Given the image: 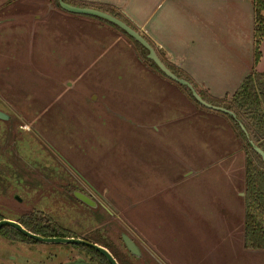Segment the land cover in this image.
Segmentation results:
<instances>
[{"label":"rangeland","instance_id":"obj_1","mask_svg":"<svg viewBox=\"0 0 264 264\" xmlns=\"http://www.w3.org/2000/svg\"><path fill=\"white\" fill-rule=\"evenodd\" d=\"M3 2L0 110L9 119H0V212L40 210L81 236L102 234L125 264H264V251L242 246L245 157L238 138L239 151L229 140L227 117L231 133L222 114L179 88L194 107L216 113L198 117L143 66L124 67L115 55L99 52L104 58L86 77L64 68L66 25L55 19L35 37L33 21H20L29 10ZM70 188L91 192L97 206L78 204ZM121 234L140 257L127 254ZM78 259L94 264L70 244L0 234V264Z\"/></svg>","mask_w":264,"mask_h":264},{"label":"crops","instance_id":"obj_2","mask_svg":"<svg viewBox=\"0 0 264 264\" xmlns=\"http://www.w3.org/2000/svg\"><path fill=\"white\" fill-rule=\"evenodd\" d=\"M64 1L69 4L74 2L75 6L80 7L100 8L99 10H105L104 12L109 14L116 13L117 18L138 31L154 47L164 64L180 71L197 91L201 90L213 99H229L249 73H264L263 52L257 64L253 66L252 0ZM3 3H12L8 6L11 9L18 3L22 6L18 8V12L29 10L32 14L30 19L20 21L36 23H31L34 29L31 34H35V37L46 32L49 22L55 19L66 25L68 32L61 40L64 68H82L79 75L86 77L87 69L98 67V63L104 58L99 56V52H104L105 57L115 55L125 62L124 67L143 66L148 74H143L144 76L153 82L156 79L162 84L164 92L169 90L174 93V98L180 104L182 100L186 101L198 117H201L200 114L204 115L205 118H201L206 121H212L211 116L214 118V115L210 114L216 113L194 107L177 85H172L169 80L146 68L137 52L133 50L128 37L102 19L67 12L61 9L55 0H9ZM99 38L106 40L100 44ZM56 46L53 45L52 48L55 49ZM88 52H92L91 55H86ZM119 52L124 54L119 56ZM131 53L132 57L126 56ZM76 61H80L79 64H76ZM223 118L228 127V120L225 116ZM150 128L154 131V128L158 129V125ZM228 131L231 133L229 127ZM229 140L239 151L238 141L233 133Z\"/></svg>","mask_w":264,"mask_h":264},{"label":"trees","instance_id":"obj_3","mask_svg":"<svg viewBox=\"0 0 264 264\" xmlns=\"http://www.w3.org/2000/svg\"><path fill=\"white\" fill-rule=\"evenodd\" d=\"M57 4V0H55ZM70 2V1H69ZM72 5L76 3L70 2ZM253 5V53L254 62L253 66L257 64L261 56L260 44L264 35V0H252ZM100 9V8H99ZM102 10V9H101ZM105 11V10H104ZM111 15L117 17L114 12ZM119 18V17H118ZM101 20V19H100ZM105 21V20H102ZM106 23L116 27L124 33L136 47L138 57L143 61L147 68L155 71L165 79L174 82L167 78L158 67L149 60L147 50L128 36L120 28L105 21ZM170 71H172L179 78L189 79L180 71L173 67L164 64ZM190 82V81H189ZM191 83V82H190ZM182 91H184L196 106L206 110L205 107L200 105L191 95L189 89L174 82ZM193 85V84H192ZM194 86V85H193ZM198 94L208 103L218 106L227 107L231 110L236 117L242 122L245 132L239 127L238 123L229 115L219 112L227 117L231 123V128L238 140L240 141L241 149L244 153V181H243V208H244V222H243V236L242 246L247 251H264V161L260 155L253 150L249 143V139L264 152V73L251 72L241 82L239 87L232 93L229 99H213L199 90ZM7 189V188H3ZM65 190V189H64ZM74 190H77L76 188ZM71 198L78 204L87 206L77 200L72 194V188L66 189ZM88 207V206H87ZM13 219L19 222L28 231L43 236V237H75L81 238L88 242L97 243L109 250L112 256L116 259L118 264H125L117 254L115 247L107 241V238L102 234L99 236L91 235L81 236L80 234L71 231L69 228L55 222V220L46 215L40 210L31 209L25 212H15L11 216H6L0 212L1 219ZM0 234L8 237L11 240L27 239L16 230L4 226L0 229ZM93 236V237H92ZM30 242H35L27 239ZM122 242V240H121ZM74 248L85 251L89 258L94 261V264H109L99 253L93 249L82 245H71ZM125 247V246H124ZM129 256L132 255L127 252ZM136 259V257H134ZM90 260V261H91Z\"/></svg>","mask_w":264,"mask_h":264},{"label":"water","instance_id":"obj_4","mask_svg":"<svg viewBox=\"0 0 264 264\" xmlns=\"http://www.w3.org/2000/svg\"><path fill=\"white\" fill-rule=\"evenodd\" d=\"M57 5L70 13H75V14H83V15H88V16H93L102 20H105L109 23H112L113 25L117 26L120 28L123 32H125L128 36L133 38L135 41H137L139 44H141L146 50H147V55L146 57L151 60L157 67L158 69L170 80L176 82L177 84L189 89L191 95L194 97V99L203 107L216 111V112H221L224 114H227L231 116L239 125V127L245 132V128L242 124V122L236 117V115L229 110L227 107L224 106H218V105H213L205 101L199 94L198 91L194 88V86L187 81L186 79L179 78L176 76L172 71H170L164 63L161 61V59L158 57L154 47L150 45V43L135 29L131 28L129 25H127L124 21L121 19L107 13L104 11H101L96 8L92 7H80V6H75L72 4L67 3L64 0H57ZM0 119L1 120H8L9 115L6 114L5 112L0 110ZM246 136L248 137L247 133L245 132ZM251 147L255 152H257L261 159L264 161V152L256 146L252 140H248ZM243 195V193L241 194ZM73 196L82 202L83 204L87 205L88 207H96L97 202L94 200V198L90 197L87 194H84L80 191H74ZM4 226L10 227L17 232H19L22 236L25 238L35 241V242H40V243H55V244H70V245H82L89 247L99 253L109 264H118L116 259L112 256V254L109 252V250L97 243H92L88 242L84 239L81 238H75V237H43L37 234H34L27 229H25L19 222L13 219H1L0 220V229ZM121 239L122 242L126 248V250L134 256H139L140 251L135 242L126 234H121ZM70 264H90V262H87L83 259H78L75 261H72Z\"/></svg>","mask_w":264,"mask_h":264},{"label":"flooded vegetation","instance_id":"obj_5","mask_svg":"<svg viewBox=\"0 0 264 264\" xmlns=\"http://www.w3.org/2000/svg\"><path fill=\"white\" fill-rule=\"evenodd\" d=\"M75 191H80V190H75ZM80 192H82V193H84V194H87V195H89L90 197H93V195L91 194V192H83L82 190L80 191ZM139 248V247H138ZM139 251H140V249H139ZM130 254V253H129ZM141 256V252H140V255L138 256V257H140ZM132 257H136L137 258V256H134V255H132Z\"/></svg>","mask_w":264,"mask_h":264}]
</instances>
